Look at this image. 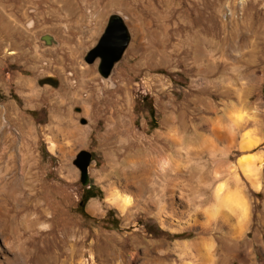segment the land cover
<instances>
[{
  "label": "rangeland",
  "instance_id": "374dc122",
  "mask_svg": "<svg viewBox=\"0 0 264 264\" xmlns=\"http://www.w3.org/2000/svg\"><path fill=\"white\" fill-rule=\"evenodd\" d=\"M107 1L0 0V264L16 256L4 244L12 216L27 213L49 228L30 246L32 264H211L207 239L215 264H264V0ZM57 2L60 18L78 5L86 22L62 32L96 34L77 61L40 40L59 37L48 16ZM114 16L130 42L104 79L84 56ZM45 78L57 87L40 86ZM245 89L241 135L228 107ZM81 151L91 154L87 186L73 164ZM197 173L217 205L227 190L247 197L242 228L187 213L180 196L199 195ZM89 187L101 197L82 211ZM27 197L37 211L16 207Z\"/></svg>",
  "mask_w": 264,
  "mask_h": 264
},
{
  "label": "crops",
  "instance_id": "0c3cea01",
  "mask_svg": "<svg viewBox=\"0 0 264 264\" xmlns=\"http://www.w3.org/2000/svg\"><path fill=\"white\" fill-rule=\"evenodd\" d=\"M113 1H116V0H112V1L109 0L107 2L111 3ZM79 2L80 3L82 2V4L85 5L86 0H82V1L79 0ZM57 7H60L59 2L55 3L54 7L51 9V12H49L48 14V16H51L53 20V23H51L52 29L60 32L59 37H52V38L54 42L59 45L58 47L60 48V51L58 50L59 48L57 49L59 53L61 52L68 53L69 56L73 57V60L77 61L78 59L75 56L78 54V51L86 50L88 47H90L96 37V34L94 32H91L90 29L87 28L86 26H84L83 28L81 27L82 30H79L78 32L79 34H77L76 37H73L69 33L62 32L64 30L63 25L66 26L67 29L73 30V28L79 27L81 26L82 23H86V22L83 19V17H81L82 16L81 13L79 12L73 13L75 9H73L72 11V8L78 7V5H74L72 8L70 7L71 12L68 9L67 10L68 13L66 12L64 14V17H61V18L59 17V15L57 14V11L55 10V8ZM110 8L112 9L113 7H110ZM73 17H75L76 20L74 18V21H72ZM127 19L128 18L125 17V20ZM89 24L90 22H88V25ZM65 47H69L67 48V52H66ZM223 60H225V58L222 55L221 61ZM247 90L248 89H245L243 91L244 96H240V91L237 90L236 94H238L239 97L233 102L235 104L228 107L229 108L228 117L231 123H233L234 120H237L236 119L237 117L240 118V121L237 122V125L235 124V128L240 132L241 135L247 134V127L249 128L251 126V123L247 121V119L251 118V109H252V106L249 100L247 99ZM236 129H235V132L237 131ZM235 143H237L238 148L247 149L245 148V145H244L245 142L233 141L234 145ZM94 199L95 198H91L87 202H90L91 200H94ZM93 208H94L93 212L94 211L96 212L97 209L95 208V205H92V209Z\"/></svg>",
  "mask_w": 264,
  "mask_h": 264
},
{
  "label": "water",
  "instance_id": "95a60500",
  "mask_svg": "<svg viewBox=\"0 0 264 264\" xmlns=\"http://www.w3.org/2000/svg\"><path fill=\"white\" fill-rule=\"evenodd\" d=\"M40 40L45 43V46L56 45L53 38L49 35L41 37ZM129 42L130 35L123 21L117 16L111 17L97 45L84 56V61L90 65L97 61L99 75L107 79L114 66L122 59ZM45 84L52 87H57L58 85L54 78H45L39 81L40 86ZM82 124H85V121H82ZM90 163L91 154L86 151H81L73 163L79 171L82 186L88 185Z\"/></svg>",
  "mask_w": 264,
  "mask_h": 264
},
{
  "label": "bare ground",
  "instance_id": "6f19581e",
  "mask_svg": "<svg viewBox=\"0 0 264 264\" xmlns=\"http://www.w3.org/2000/svg\"><path fill=\"white\" fill-rule=\"evenodd\" d=\"M246 146H247V142H246ZM17 155H18V160L20 162V166H21L22 157H21L19 152ZM243 166H244L243 167L244 169H242V170H244V172L251 174L250 167L247 165H243ZM241 168H242V166H241ZM22 169H23V167H22ZM226 193L228 195L224 197L226 199L225 202L233 200L239 196V193L234 192V191L227 190ZM235 194H237V195H235ZM30 197H32V196H30ZM30 199L31 198H29V197L24 198V200H22V201H18L19 199H17L15 202L16 207L21 206V207L27 209L29 207L28 205L30 204V206L35 207L34 210L37 211V209H39V208H37L39 206V202L35 200L36 202L35 203L33 202L35 205H33L32 203H30ZM225 202H223V203H225ZM12 220H13L12 228L9 230L8 234L4 236V244L16 256L14 257V259H12L10 261L11 263H7V264L18 263V259H22L23 264H32L31 261H32V257H34L33 255H34L35 250L31 251L30 246L32 245V243L36 239L41 238V233L44 232V229L46 230L48 228L47 224L45 223V221H42V218L40 216H38L34 213H27L21 217H19L17 214V215L12 216ZM246 220H247V218L244 219L243 221L239 222V224H238L239 229L243 227Z\"/></svg>",
  "mask_w": 264,
  "mask_h": 264
},
{
  "label": "clouds",
  "instance_id": "9594fccd",
  "mask_svg": "<svg viewBox=\"0 0 264 264\" xmlns=\"http://www.w3.org/2000/svg\"><path fill=\"white\" fill-rule=\"evenodd\" d=\"M166 170L167 167L162 169V171ZM204 179H210V177L205 175ZM192 189L194 193H199V195H194L192 200L183 196H180V199L185 203L187 213H191L195 217H203L204 222H208L210 219V210L216 213L215 217L212 218L216 223H219L225 216L229 217L233 221L240 222L251 215V205L243 193L227 203L221 202L217 205L216 198L213 196L212 190L200 187L199 173L193 177ZM215 249V241L207 239L204 245V251L209 257L211 264H215Z\"/></svg>",
  "mask_w": 264,
  "mask_h": 264
},
{
  "label": "trees",
  "instance_id": "16d2710c",
  "mask_svg": "<svg viewBox=\"0 0 264 264\" xmlns=\"http://www.w3.org/2000/svg\"><path fill=\"white\" fill-rule=\"evenodd\" d=\"M150 118H153V116H154V112L151 110L150 111ZM151 128L152 129H155L156 128V124L155 123H153V120L151 119ZM92 187H89L88 189H86L84 192H83V195L81 196V199H80V202H79V204H78V207H79V209L80 210H82L83 211V209H84V206H85V204H86V202L89 200V199H91V198H98V197H101V193L100 192H98V193H93L92 192ZM85 214V213H84ZM83 214V215H84ZM117 224H118V221H116V223H115V227H114V229L117 227Z\"/></svg>",
  "mask_w": 264,
  "mask_h": 264
}]
</instances>
